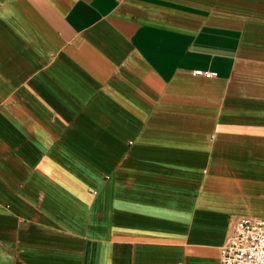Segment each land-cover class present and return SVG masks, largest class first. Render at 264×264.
Segmentation results:
<instances>
[{
    "label": "crops",
    "instance_id": "1",
    "mask_svg": "<svg viewBox=\"0 0 264 264\" xmlns=\"http://www.w3.org/2000/svg\"><path fill=\"white\" fill-rule=\"evenodd\" d=\"M242 219L264 0H0V264H222Z\"/></svg>",
    "mask_w": 264,
    "mask_h": 264
},
{
    "label": "built area",
    "instance_id": "2",
    "mask_svg": "<svg viewBox=\"0 0 264 264\" xmlns=\"http://www.w3.org/2000/svg\"><path fill=\"white\" fill-rule=\"evenodd\" d=\"M195 74L214 76L200 71ZM219 260L222 264H264V219L230 222Z\"/></svg>",
    "mask_w": 264,
    "mask_h": 264
}]
</instances>
